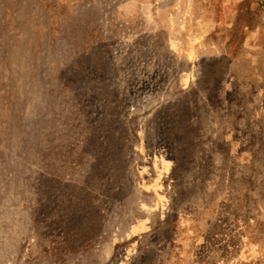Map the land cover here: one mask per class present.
Listing matches in <instances>:
<instances>
[{
  "label": "rangeland",
  "instance_id": "374dc122",
  "mask_svg": "<svg viewBox=\"0 0 264 264\" xmlns=\"http://www.w3.org/2000/svg\"><path fill=\"white\" fill-rule=\"evenodd\" d=\"M0 264H264V0H0Z\"/></svg>",
  "mask_w": 264,
  "mask_h": 264
}]
</instances>
